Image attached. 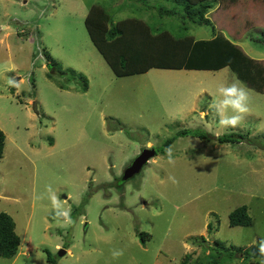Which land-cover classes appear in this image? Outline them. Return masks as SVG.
<instances>
[{
    "label": "rangeland",
    "instance_id": "rangeland-1",
    "mask_svg": "<svg viewBox=\"0 0 264 264\" xmlns=\"http://www.w3.org/2000/svg\"><path fill=\"white\" fill-rule=\"evenodd\" d=\"M110 1L114 21L131 10L128 0ZM210 1L201 26L187 22L179 0H147L149 11L133 5L144 21L153 17L151 28L163 23L195 41L221 36L264 66V0ZM107 2L0 0V213L20 238L17 254L0 264H209L218 244L241 251L225 264H247L243 251L264 255V94L250 89L249 112L224 129L211 104L231 80L228 67L116 77L85 26L89 7ZM157 6L177 11L161 16ZM51 59L74 79L50 70ZM181 130L209 141L182 136L164 148ZM229 133L240 143L216 142ZM151 148L156 156L123 182L125 168ZM240 206L250 225L230 226ZM112 249L124 254L114 260Z\"/></svg>",
    "mask_w": 264,
    "mask_h": 264
},
{
    "label": "trees",
    "instance_id": "trees-1",
    "mask_svg": "<svg viewBox=\"0 0 264 264\" xmlns=\"http://www.w3.org/2000/svg\"><path fill=\"white\" fill-rule=\"evenodd\" d=\"M128 2L131 3V10L119 20L114 21L110 15V11H113L111 7L109 8L110 0L105 5H91L85 17L90 41L116 77L141 75L150 69L217 71L228 67L249 89L264 94V66L247 56L234 42L225 40L221 36L198 41L189 36H173L163 27V23L161 28H151L150 23L154 22L153 17H150L151 21H144L133 5V3H142V10L149 11L150 6L144 9L147 6V0H128ZM178 3L182 6L183 17L187 22L200 26L209 23V19L205 16L214 6L212 1L179 0ZM156 10L161 16H171L176 13L177 8L167 9L157 6ZM173 26L176 25L172 22ZM51 62L53 63H49L50 70H54L60 76L67 72L74 79V71H64L56 66L52 59ZM51 72L48 77L52 78ZM77 77L81 80V91L85 92L88 89L87 80L82 75ZM59 86L61 89L64 88L62 84ZM189 135L209 141L208 135L204 132L181 130L176 136L167 139L163 147H168L178 137ZM238 139H242V135L229 133L216 137V142L219 144L240 143ZM4 142L5 136L0 130V159L3 155ZM250 222L251 217L246 206L235 208L229 213L230 226H248ZM141 236L144 242L143 238L147 234L141 233ZM201 240L205 241L204 238ZM19 245L20 238L15 232V224L11 216L1 212L0 258L12 259L17 254ZM218 245L220 247L213 249L215 255H211L207 263L225 264L234 255L241 254V251L230 252L224 249L223 245ZM242 253L247 264H258L256 259L264 257L260 252L243 251ZM252 259L257 262H252ZM47 261L53 262L50 256H47Z\"/></svg>",
    "mask_w": 264,
    "mask_h": 264
},
{
    "label": "clouds",
    "instance_id": "clouds-1",
    "mask_svg": "<svg viewBox=\"0 0 264 264\" xmlns=\"http://www.w3.org/2000/svg\"><path fill=\"white\" fill-rule=\"evenodd\" d=\"M217 98L212 102L211 108L219 117L218 125L221 128H236L244 119V114L249 112L250 89L232 73L231 80L225 79L216 88ZM169 162H173L172 149L166 150ZM173 183H178L175 177H169ZM67 216V213H63ZM261 252H264V243H262ZM124 254L123 249H112V258L118 259Z\"/></svg>",
    "mask_w": 264,
    "mask_h": 264
},
{
    "label": "water",
    "instance_id": "water-1",
    "mask_svg": "<svg viewBox=\"0 0 264 264\" xmlns=\"http://www.w3.org/2000/svg\"><path fill=\"white\" fill-rule=\"evenodd\" d=\"M156 156V152L154 149H144L141 151L139 155H137L132 162L125 168L122 173L121 180L127 181L131 179L133 176L140 173L141 169L147 165L150 159ZM66 254V251L60 250L58 252V256L62 257Z\"/></svg>",
    "mask_w": 264,
    "mask_h": 264
}]
</instances>
